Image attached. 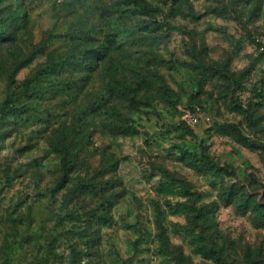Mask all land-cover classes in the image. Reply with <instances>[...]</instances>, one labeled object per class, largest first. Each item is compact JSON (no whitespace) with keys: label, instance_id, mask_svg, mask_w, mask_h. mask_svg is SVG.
Wrapping results in <instances>:
<instances>
[{"label":"rangeland","instance_id":"1","mask_svg":"<svg viewBox=\"0 0 264 264\" xmlns=\"http://www.w3.org/2000/svg\"><path fill=\"white\" fill-rule=\"evenodd\" d=\"M0 264H264V0H0Z\"/></svg>","mask_w":264,"mask_h":264},{"label":"built area","instance_id":"2","mask_svg":"<svg viewBox=\"0 0 264 264\" xmlns=\"http://www.w3.org/2000/svg\"><path fill=\"white\" fill-rule=\"evenodd\" d=\"M189 121H190V122H193V123H196V122L199 121V117H198L196 114H191V115L189 116Z\"/></svg>","mask_w":264,"mask_h":264},{"label":"trees","instance_id":"3","mask_svg":"<svg viewBox=\"0 0 264 264\" xmlns=\"http://www.w3.org/2000/svg\"><path fill=\"white\" fill-rule=\"evenodd\" d=\"M186 129H187L188 131H190L188 127H186Z\"/></svg>","mask_w":264,"mask_h":264}]
</instances>
